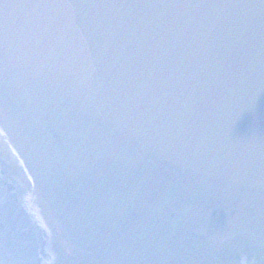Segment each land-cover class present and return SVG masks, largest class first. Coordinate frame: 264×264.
<instances>
[{
    "label": "water",
    "instance_id": "95a60500",
    "mask_svg": "<svg viewBox=\"0 0 264 264\" xmlns=\"http://www.w3.org/2000/svg\"><path fill=\"white\" fill-rule=\"evenodd\" d=\"M0 264H264V0H0Z\"/></svg>",
    "mask_w": 264,
    "mask_h": 264
}]
</instances>
